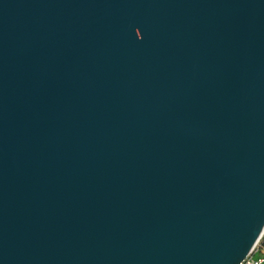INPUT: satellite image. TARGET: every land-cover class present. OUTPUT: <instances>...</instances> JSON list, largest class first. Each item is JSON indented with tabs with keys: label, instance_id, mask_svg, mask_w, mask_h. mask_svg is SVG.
Segmentation results:
<instances>
[{
	"label": "water",
	"instance_id": "water-1",
	"mask_svg": "<svg viewBox=\"0 0 264 264\" xmlns=\"http://www.w3.org/2000/svg\"><path fill=\"white\" fill-rule=\"evenodd\" d=\"M264 230V0H0V264H240Z\"/></svg>",
	"mask_w": 264,
	"mask_h": 264
},
{
	"label": "built area",
	"instance_id": "built-area-1",
	"mask_svg": "<svg viewBox=\"0 0 264 264\" xmlns=\"http://www.w3.org/2000/svg\"><path fill=\"white\" fill-rule=\"evenodd\" d=\"M240 264H264V230L249 256Z\"/></svg>",
	"mask_w": 264,
	"mask_h": 264
}]
</instances>
